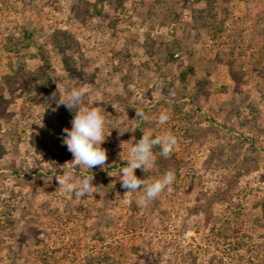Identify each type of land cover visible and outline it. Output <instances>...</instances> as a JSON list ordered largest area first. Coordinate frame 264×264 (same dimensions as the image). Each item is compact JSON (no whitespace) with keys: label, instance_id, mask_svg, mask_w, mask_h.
I'll list each match as a JSON object with an SVG mask.
<instances>
[{"label":"rangeland","instance_id":"1","mask_svg":"<svg viewBox=\"0 0 264 264\" xmlns=\"http://www.w3.org/2000/svg\"><path fill=\"white\" fill-rule=\"evenodd\" d=\"M220 1L213 37L195 0H0V264H264V0ZM65 83L101 109L107 166L142 131L177 138L135 170H174L171 191L126 204L127 164L77 166L94 177L83 198L51 180L73 159Z\"/></svg>","mask_w":264,"mask_h":264},{"label":"clouds","instance_id":"2","mask_svg":"<svg viewBox=\"0 0 264 264\" xmlns=\"http://www.w3.org/2000/svg\"><path fill=\"white\" fill-rule=\"evenodd\" d=\"M64 88L63 96L55 101L56 108L61 105L73 113L70 121L71 128L63 129L62 144L66 145L67 150L72 154L73 159L65 162L62 166L51 165L49 172L51 180L55 177L59 188L71 193L74 197L83 198L93 192V175H75L77 166L86 170L94 167L104 168L107 161V153L101 147L106 139L104 132V116L99 107L90 106L85 103L87 91L84 87L69 86L62 84ZM56 108L52 110L55 111ZM137 117L147 119L142 111H136ZM158 122L163 124L169 119L165 112H161L157 117ZM143 135L132 143L128 151L127 166L122 167L119 173L121 187L126 189L129 194L126 204L132 203L133 193L143 189L142 194L136 203L139 206H146L149 202L158 197L165 190L171 191V185L175 181L174 170H166L159 178H138L135 174L136 169L145 171L154 163V148L160 149L161 156L168 158L172 155L177 146V138L170 132L161 135H153L149 131H142ZM66 165V170L65 166Z\"/></svg>","mask_w":264,"mask_h":264},{"label":"trees","instance_id":"3","mask_svg":"<svg viewBox=\"0 0 264 264\" xmlns=\"http://www.w3.org/2000/svg\"><path fill=\"white\" fill-rule=\"evenodd\" d=\"M196 2H201V7L195 10L196 13H200L199 18L202 20V26L206 27L211 30V35L213 37L217 36L223 29V19L221 18H216L217 13H227V9L225 6L221 7L220 5V0H195ZM183 2H189V0H183ZM191 2V0H190ZM197 18V17H196ZM29 33L27 34V36ZM8 43L4 44V49L6 48L8 52H13L15 54L18 53L20 49V43L21 41L18 40L17 38L8 36ZM11 45V46H10ZM172 59V55H169V59ZM11 63V62H10ZM16 73H19V71H16ZM183 74H186L185 71L182 72ZM12 74L7 73L5 76L8 78L11 77ZM126 165L127 161H118L114 162L110 165H106L105 169H110L114 166H119V165ZM106 181H102V183H105ZM104 260H106V257L104 254H97L96 256L92 257L91 259H88V264H103ZM106 264H113L111 262H106Z\"/></svg>","mask_w":264,"mask_h":264}]
</instances>
